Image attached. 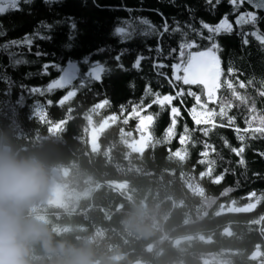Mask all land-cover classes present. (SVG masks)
I'll return each mask as SVG.
<instances>
[{"label": "trees", "instance_id": "1", "mask_svg": "<svg viewBox=\"0 0 264 264\" xmlns=\"http://www.w3.org/2000/svg\"><path fill=\"white\" fill-rule=\"evenodd\" d=\"M21 8L20 12L0 15L5 31L0 44L30 34L41 20L52 24L70 16L77 23L71 49L63 47L69 43L65 22L51 31L40 29L51 39H34L31 51L26 47L11 49L28 61L26 64L11 66L7 53L0 51V142L10 143L23 153L39 155L49 168L50 181L54 179L63 193L62 204L38 201L31 210L35 218L45 223L56 239L89 238L100 264H264V157L260 155L264 153V137L252 134V129L260 126L258 120H253L251 127L245 123L252 119L247 110L252 100L256 115H264V97L259 95L260 82L264 81V47L251 35L243 44L242 33L254 29L235 24L237 13L228 0H221L215 10H209L205 0H59L50 6L43 0H33L31 5L21 4ZM127 8L133 11H125ZM187 8L194 11L190 14ZM245 10L255 11L247 3L239 9ZM225 14L233 30L215 37L220 46V86L209 100L202 85L177 83V89L182 87L185 95L182 103L173 101L180 112L174 135L165 140L170 108L153 104L145 109L151 98L146 97L143 105L140 99L149 81L153 91L175 94L176 89L156 77L152 59L156 57L158 40L165 56L169 48L179 50L180 34L144 36L137 30L122 41L113 35V29L124 20L138 29L137 18H147L157 29L166 19L171 31L175 27L173 18L182 28L186 24L200 28L201 20L215 25ZM257 14L264 16V11ZM257 27L264 33V20ZM203 31L208 35L207 30ZM188 35L197 40L201 49L208 44L192 32ZM37 46L48 55L36 57ZM138 54L146 57L139 71L132 67ZM117 55L125 70L116 68ZM85 56L112 71L106 72L101 82L80 89L63 105L57 102L68 89L44 95L28 91L43 88L58 77L59 73L51 68L46 76L38 74L43 63L65 66L68 59L80 62ZM171 62V58L164 60ZM86 67L81 63V72ZM165 71L171 75L170 69ZM250 79L252 84L248 83ZM225 81H231L239 95L247 96L249 104L233 97ZM189 89L201 96L203 107L196 105L197 113L210 123L197 125L192 120L189 110L195 100L186 94ZM104 99H108V106L89 113ZM224 101L231 107H226V114L221 116ZM36 102L43 105L45 119L51 123L41 122L34 114L32 106ZM121 105L125 106L123 113ZM133 105L140 106L141 116L154 115L142 132L136 130L137 117L130 115ZM86 113L92 116L90 120L85 118ZM113 115L115 120L110 119ZM67 116L70 118L60 123ZM228 117H232L231 125ZM104 124L107 126L99 132L97 148L93 149L90 130H99ZM205 128L207 135L202 131ZM141 134L145 147L138 151L133 145L142 141ZM181 135H185L184 145L179 143ZM225 140L231 148H244L245 166L238 163L240 157L225 145ZM205 143L211 147L209 154L202 157ZM169 150L186 152V158L171 155ZM209 161L214 162L210 165L211 175L207 173ZM188 237L192 239L175 245L177 240ZM45 259L38 248L36 264H44Z\"/></svg>", "mask_w": 264, "mask_h": 264}, {"label": "snow or ice", "instance_id": "2", "mask_svg": "<svg viewBox=\"0 0 264 264\" xmlns=\"http://www.w3.org/2000/svg\"><path fill=\"white\" fill-rule=\"evenodd\" d=\"M32 2L33 0H0V15H4L9 11L20 12L23 10L21 8V4L31 5ZM57 2H59V0H43V3L48 6ZM220 3L221 0H205V5L209 10H215L217 5H219ZM228 3L232 6V11L237 13L235 24L240 27L246 24L251 25L254 29V31H252L251 33H242L243 44L246 45L248 43L247 37L251 35L261 44L262 47H264V33H261L259 28L257 27L258 23L261 20H264V16L257 14L258 11H264V0H228ZM245 3L249 4L255 11L245 10L243 12H240V7ZM124 10L129 13L133 11V9L130 8ZM140 10L141 9H136V11ZM187 10L190 14L194 11V9L192 8H187ZM29 14L31 13L29 12ZM160 15L163 16L162 13ZM173 20L175 23V27H172L171 31L169 30V24L166 19L164 20V23L161 25V27L157 29L156 26L152 25V23L147 18H137V25L139 26L138 29L129 20L122 21L113 29V35L119 36L122 41L125 38H129L137 30L141 35L144 36L156 35L157 37H163L166 33L169 35L174 33L180 34V41L178 44L179 50H177V48H169L167 51V56H165L164 49L161 47V44L158 40L155 48L156 57L152 59V69L155 72L156 77L162 78L163 80L167 81L168 85L171 88L176 89L175 94H161V92L159 91H153L151 82L149 81L145 84L144 93L140 99V104L143 105L144 99L146 97L151 98L150 103L145 106V109L150 108L153 104L159 106L160 108H164L165 106H168L170 108V125L165 129V140L170 139L174 135V128L177 122L176 118L180 112L179 107L173 106V101L179 100L182 103V97L185 95V91L182 87L177 89V83H180L182 85H202L203 94L206 95L209 100L213 99L216 93V89L220 86L218 81L221 76L220 59L218 56L220 46L217 43L215 37L219 36L221 33H230L233 30V25L231 22H229L228 14H225L220 19L219 23L215 25L205 23L203 20H201L199 22L200 28H195L191 24H186L184 25V28H182L180 24L175 21V18H173ZM65 22L67 23V27L69 29L67 37L69 43H65L63 47L66 49H71L72 43L70 42L75 38L73 33L77 30V23L73 17L69 16L65 17L63 20H55L52 24L46 23L44 20H41L37 28L33 29L30 34L26 33L22 38L10 39L0 44V51H4L7 53L11 66L15 67L20 64H26L28 63V61L23 59L22 56L17 52L11 51V49L26 47L29 51H31L34 39H51V36L42 34L40 29L51 31L55 25H60ZM185 28L188 31H185ZM203 30H207L208 35L205 36ZM189 32H192L194 34V37L198 38L199 40L208 41V44L203 49H201L195 38H189ZM4 35L5 31L3 29V26L0 25V36ZM193 49L196 50L194 51ZM104 50V48L98 49L99 52H104ZM34 54L38 58L42 55H48V53H42L39 50L38 46L37 51ZM170 58L172 60L171 63H164V60H168ZM114 59L117 61L116 68L125 70L124 65L119 62L120 55H117L116 57H114ZM144 59H146V57L138 54L132 64V67L139 71L141 61ZM81 63L87 66L85 71L83 72H81L80 68ZM50 68L59 73L58 77L51 80L43 88L32 87L31 89H28V91L30 93H39L40 95H44L45 92H52L55 89H68L66 91V94L63 95L62 98L57 102L59 105H63L65 102L70 101L77 95V92L80 89L88 88L92 82H101L104 74L106 72L110 73L112 71V69L106 68L100 61L90 62V58L88 56H85L80 62L68 59L65 66H62L60 63L56 62H45L41 65L40 72L38 74L46 76L49 74ZM165 69H170L171 75H169L168 72L165 71ZM228 71L230 75L233 74V69L231 66L229 67ZM28 75L30 76L32 75V73H28ZM3 79L5 81L8 80L6 76L3 77ZM224 83H226L227 87L232 91L233 97L239 99L241 103L245 105L249 104V98L247 96L239 95V93L236 92L235 88H233L231 81H225ZM248 83L252 84V80L250 79ZM260 83L261 90H259V95L264 97V81H261ZM244 86L245 85L243 83L240 84V87L243 88ZM186 94L188 96H192L195 100V104L189 110V115H191L192 120L197 125L201 123H210L207 118L202 120L197 113L196 105H201V96L191 91V89H189ZM47 103L50 105L52 102L47 101ZM108 105V99H104L103 101L93 105L92 108L89 109V113H95L98 109H101ZM139 107V105H133L130 115H135L137 117L138 123L136 130L137 132H142L145 127V122L147 121L151 123L154 120V115L148 114L146 116H141L140 112L138 111ZM201 107H203V105H201ZM226 107L230 108L231 103L228 101H224L221 103V116H224L226 114ZM32 108L34 114L40 118L41 122L51 123V121H46L45 119V115L43 113V105H41L39 102H36L33 104ZM247 110L250 115H252V119H246L245 123L248 124L249 127H251L252 121L258 120L260 125L259 127L252 129L253 136H255L256 133H259L260 136L264 137V115H256L257 110L254 100L251 101L250 106ZM71 111L72 109L69 108L68 112L71 113ZM120 111L121 113L125 111L124 105L120 106ZM69 118L70 116H67L66 119L64 121H61L60 123L66 122V120ZM85 118L90 120L92 116L86 113ZM110 119L115 120V115L110 117ZM232 122V117H228L229 125H231ZM124 123H127V119L124 120ZM202 131L204 132V135L208 134L207 128L202 129ZM236 131L239 134L240 130L236 129ZM245 131H247V129ZM184 132L185 134L188 133L187 125H185L184 127ZM239 138L243 140L244 137L239 136ZM140 139L145 140L143 134H141ZM179 143L181 145L185 144V135H181L179 137ZM224 143L226 146L230 147L226 140L224 141ZM210 147V145L205 143V150L202 151L200 155L202 157L207 156L209 154L208 149ZM230 150L238 157H240L238 163L241 166H245L246 162L242 157L244 148L230 147ZM212 151H215V149L212 148ZM169 152L171 155H175L180 159L186 158L187 155L186 152L182 153L180 150H177L174 153H171V150H169ZM260 155L264 157V153H260ZM200 163H204V160H201ZM208 163L209 167L207 173L211 175L212 169L210 165L214 162L209 161ZM221 179L222 176L217 177L214 182L219 183ZM252 195H255V193H253Z\"/></svg>", "mask_w": 264, "mask_h": 264}, {"label": "clouds", "instance_id": "3", "mask_svg": "<svg viewBox=\"0 0 264 264\" xmlns=\"http://www.w3.org/2000/svg\"><path fill=\"white\" fill-rule=\"evenodd\" d=\"M49 184V168L39 155L0 142V264H36L38 248L44 264H97L89 238L56 239L35 218L31 210Z\"/></svg>", "mask_w": 264, "mask_h": 264}, {"label": "rangeland", "instance_id": "4", "mask_svg": "<svg viewBox=\"0 0 264 264\" xmlns=\"http://www.w3.org/2000/svg\"><path fill=\"white\" fill-rule=\"evenodd\" d=\"M149 124V122H145V127ZM107 124H104L99 130L91 129L90 130V138L91 145L93 149L97 148L98 136L99 132L105 129ZM134 149L141 151L145 147V141L142 140L133 145ZM41 201L45 203H53V204H62L63 203V193L61 192L60 185L53 179L50 181L48 190L45 196L41 199ZM208 264V263H206Z\"/></svg>", "mask_w": 264, "mask_h": 264}, {"label": "water", "instance_id": "5", "mask_svg": "<svg viewBox=\"0 0 264 264\" xmlns=\"http://www.w3.org/2000/svg\"><path fill=\"white\" fill-rule=\"evenodd\" d=\"M192 239V237H188V238H182V239H179V240H177V242H176V246H178V245H180L181 243H183V242H187V241H189V240H191ZM98 264V263H97ZM131 264H146V263H143V262H141V261H135V262H133V263H131Z\"/></svg>", "mask_w": 264, "mask_h": 264}, {"label": "flooded vegetation", "instance_id": "6", "mask_svg": "<svg viewBox=\"0 0 264 264\" xmlns=\"http://www.w3.org/2000/svg\"><path fill=\"white\" fill-rule=\"evenodd\" d=\"M119 257H117L116 259H118ZM98 263V262H97ZM98 264H100V263H98Z\"/></svg>", "mask_w": 264, "mask_h": 264}]
</instances>
